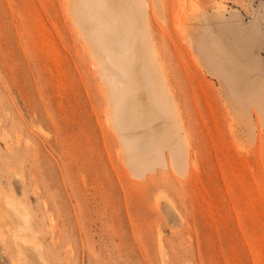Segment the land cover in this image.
<instances>
[{"label": "rangeland", "instance_id": "374dc122", "mask_svg": "<svg viewBox=\"0 0 264 264\" xmlns=\"http://www.w3.org/2000/svg\"><path fill=\"white\" fill-rule=\"evenodd\" d=\"M76 1L0 0V264H264V0L144 1L137 140Z\"/></svg>", "mask_w": 264, "mask_h": 264}, {"label": "bare ground", "instance_id": "6f19581e", "mask_svg": "<svg viewBox=\"0 0 264 264\" xmlns=\"http://www.w3.org/2000/svg\"><path fill=\"white\" fill-rule=\"evenodd\" d=\"M144 1L77 0L74 2L79 22L85 25L91 24L90 36L97 50L95 55L99 54L98 59L96 58L99 60L97 62H100L98 66L106 78V84L111 87L115 101L110 118L114 124L120 125L122 134L134 130L138 133L139 129L143 128L153 131V125L159 119L156 111H159L164 118L172 107L165 97L162 83L156 80L152 70L146 68L152 66L156 69L157 62L153 57L150 35L146 30ZM134 10L141 14L135 16ZM103 43L110 44L103 45ZM142 79L145 82L142 83ZM143 84L144 88H141ZM134 92L138 96L134 97ZM137 118L142 122L139 123ZM126 124L128 126H125ZM137 133L134 140L138 139L140 132ZM147 137L145 136L146 139ZM141 138L143 137L140 136L139 140ZM5 206H10L23 221L27 222V215L13 201L9 199L3 201L0 198V215L5 220L8 221L6 214L8 208Z\"/></svg>", "mask_w": 264, "mask_h": 264}]
</instances>
